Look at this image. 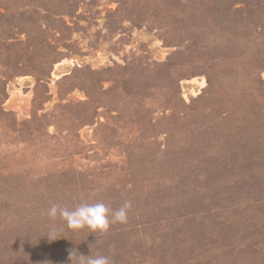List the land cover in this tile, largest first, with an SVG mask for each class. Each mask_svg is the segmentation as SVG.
<instances>
[{
  "label": "rangeland",
  "instance_id": "obj_1",
  "mask_svg": "<svg viewBox=\"0 0 264 264\" xmlns=\"http://www.w3.org/2000/svg\"><path fill=\"white\" fill-rule=\"evenodd\" d=\"M49 1L2 0L16 11L13 12L16 17L27 10V24L14 22L20 26L12 25V29L0 32V92L6 89L3 105L6 116L0 119V168L16 166L22 172H31L35 175L33 186L40 184L38 177L41 182L53 179L57 192H61L58 183L67 179L69 173L82 176L88 185L92 181L99 185H138L133 175L125 179L119 176L128 166L125 143L129 132L134 139L144 135L156 154L134 156L133 153L132 159H142L147 165L151 160L170 155L186 163L191 181L204 183L196 188L206 192L229 189V179L222 180L216 172L206 179L205 172L213 168L206 170L207 163L214 153L238 146L248 134L259 141L262 137L248 124L256 126L254 104L258 103L260 108L264 105L259 98V82L264 90V70L255 74L248 65V51L243 42L245 32L239 33L236 29L223 34L219 31V43L214 39L213 43L201 42L202 38L197 40L201 32L195 34L190 27L192 10L201 8L203 1L207 5L208 0H195L197 4H192V0H64L66 11L51 10V24L42 23L38 27L39 23L35 22L39 15L35 11H45L41 7L51 9ZM242 1L212 0L209 9L215 10L229 2H236L235 8L243 7ZM187 3L194 8L186 10ZM257 7L264 10V0H258ZM172 9L179 15L166 17V11L172 13ZM161 11L164 12L160 14ZM181 11L189 18L182 17ZM14 16L11 14L2 20L10 23ZM205 32L201 37L209 36ZM11 44L17 47L9 53ZM51 56L58 57V61L47 62ZM39 75L44 79L40 83ZM70 76L73 79H63ZM214 80L216 94L209 96V83ZM247 84L258 89V93L243 90ZM172 105H178V110L174 112ZM141 109L147 116L134 113ZM35 117L39 126L32 122ZM139 117L141 123L136 121ZM148 119L150 123L143 124ZM221 122L226 124L222 127ZM217 125L221 134L217 129L216 139ZM162 164H153L158 174ZM238 180L244 183L241 176ZM232 186L260 190L259 185ZM35 229L23 231V237L40 235L42 229ZM62 232L58 229V235H64ZM82 232L78 236H88L86 255L93 256L102 255L105 241L114 242L127 236L115 237L113 232L90 234L86 228ZM217 233L210 238H203L204 235L193 238L198 240L196 247L201 250L202 246L210 247L207 242L213 241V247L203 257L196 251V258L192 260V254H188L189 258L177 255L172 260V253L168 252L173 248L178 250L177 254L191 250L188 246L178 249L181 246L178 238L176 243L165 244L154 254V259L147 257V260L149 264L178 261L180 264H220L221 251L216 242L221 234ZM64 242L63 237L47 242L50 249L46 253L62 256ZM190 246L193 247L191 243ZM26 254L23 251L19 257L13 253L5 255L0 264H28ZM121 255L120 260L125 262L131 253L122 250ZM252 261L264 264V257L258 256Z\"/></svg>",
  "mask_w": 264,
  "mask_h": 264
},
{
  "label": "trees",
  "instance_id": "obj_2",
  "mask_svg": "<svg viewBox=\"0 0 264 264\" xmlns=\"http://www.w3.org/2000/svg\"><path fill=\"white\" fill-rule=\"evenodd\" d=\"M208 1L207 5L203 1L200 3L201 8L192 10L194 17L191 20L190 27L195 34L197 32L202 34L195 35L196 38L198 37L197 40L202 38L201 42L207 40V42L213 43L214 39L219 43L217 39L219 31H222L223 34L232 33L236 29H239V33L245 32V41L243 42L246 51H248V54H246L248 55L246 58L247 63L252 66L253 73L260 74L264 70V10L257 7L258 0H243L244 6L238 8L234 7L236 2H229L216 7L215 10L209 9L212 0ZM191 3L197 4L195 0H192ZM191 3H187L186 10L190 7L194 8ZM48 4L51 9L41 7L45 11H35L39 15L35 22L39 23L38 27L42 23L47 25L53 21V18L50 19L52 17L50 16L51 10L54 11L60 8L64 12L66 11L64 0H50ZM252 6L255 8L253 9ZM13 12L16 11L8 8L0 0V32L8 31L14 26L27 24V10L19 12L17 17L14 16ZM163 12L161 11L160 14ZM169 12L166 11V17L168 18L173 17L174 14L179 15L173 9L172 13ZM181 13L183 14L182 17L189 18V16L184 15L183 11ZM11 14L16 19L11 18V21L8 19L10 23L2 20L6 17L10 18ZM14 22H19L20 25H16L17 23ZM2 23L7 24L3 25ZM258 26H261V31L258 30ZM205 30L209 32V36L203 38L201 36L206 34ZM247 31L250 32L247 33ZM232 46L236 47L237 45ZM16 47L15 44H11L9 53H12V50H15ZM58 59V57L51 56L47 59V62L54 64ZM63 79H73V77H64ZM43 80L40 75L37 77L38 83ZM216 83L215 80L210 81L207 95L216 94ZM259 84V98L264 102V90L261 82ZM243 90L249 94L258 93V89L250 88L249 85L245 86ZM5 98L6 89L0 92V119L6 116V111L3 108ZM256 98L255 96L254 99L256 100ZM254 105L257 107L256 126L253 127L250 123L248 127L261 133L260 141L256 140L253 134H248L243 139L245 141L239 142L238 146H231L229 149L219 152V154L214 153L211 161L205 167L206 170L213 167L205 172L206 179L211 178L213 172H216L224 181L229 179L231 186L225 191L217 189L206 192L202 188H196L204 183L199 182L196 184L195 181H191L186 163H182L177 159L174 160L170 155L164 156L165 159L151 160L147 165L144 164L142 159H132L131 154L133 153L135 156L137 154L142 155V153L148 154V152L154 153V151L150 143L145 140L144 135L134 139L129 132L125 143L128 166L122 170V175L119 173V176L122 177L121 179H125L133 175L134 183L138 185H101V183L99 185L96 181H92V185H88L86 179H81L82 176L69 173L67 179L65 178L58 183L61 192H57L54 186L56 182H53V179L41 182V178L38 177L36 180L40 184L33 186L32 178L35 175L31 172H22L16 166L9 169V167H3V165L0 168V259L12 253L19 257L20 252L25 251L27 253L25 263L28 264H71L69 251L76 249L79 253L86 255L85 239L88 236H78L79 231L83 233L82 230L73 231L68 229L64 223L59 224V222H63L59 218L55 221L51 220L46 215L51 204L56 203L73 208L83 200L88 202L103 201L111 208L116 209L127 200L131 201L132 204L127 223H117L111 226L107 232V234L113 232L115 237L126 234L127 239L121 240L120 238L113 242L92 235L105 241L102 244V255L109 256L113 264H149L147 257L154 259V254L159 252L165 244H169V241L176 243L178 238L181 239V246L178 249L188 246V249L191 250H179L180 253L177 254L178 250L173 248L171 252H168L172 253V258H174L172 260H175L177 255L180 258H186L188 254L193 255L192 260L196 258V251H198V255L203 257L204 252L213 247V241L207 242V245H211L210 247L203 248L202 246L201 250L196 247L198 240L194 241L193 238L199 235H204L203 238H210L214 234L218 235L217 232L221 234L219 241L216 242L217 248L221 251L220 264H245V262L255 264L252 261L253 259L258 256L264 257V105L261 108L258 107V103ZM187 107L190 108L188 105ZM172 109H174V112L177 111L178 105L173 106ZM134 113L143 114L144 109L134 110ZM144 115L147 116L145 113ZM141 117L136 121L141 123ZM35 118L32 122L37 125V117ZM148 123H150L149 119L147 122H143L145 125ZM225 124L221 122L222 127ZM219 128L220 125H217L214 131L216 139L218 137L217 129L221 134ZM202 137L204 138L205 135H202ZM222 140H224L223 135ZM166 153H170L169 148ZM151 163H163L159 174L156 170L157 167ZM215 168L217 169L215 170ZM153 171L155 173L150 175V172ZM240 176L244 183L238 180ZM94 182L95 184H93ZM232 185H259L260 190L258 191L262 194L256 195L255 193L258 192L256 188L250 191L245 190L244 187L240 189V187H233ZM195 189H197L196 193ZM230 189L232 192L229 191ZM136 219L138 222L135 221ZM34 227L42 229L40 235L32 237L33 235L29 234L23 237V231ZM53 227L61 229L64 234L62 236H64V247L66 248L62 256L46 253V250L50 249L47 245L49 240L46 235ZM122 230H125V232H122ZM190 243L193 247L190 246ZM122 250L131 253L130 258L125 262L120 260ZM223 250L225 251L222 252ZM225 257L226 261L223 260ZM10 264H13V262ZM176 264H180L179 261Z\"/></svg>",
  "mask_w": 264,
  "mask_h": 264
},
{
  "label": "clouds",
  "instance_id": "obj_3",
  "mask_svg": "<svg viewBox=\"0 0 264 264\" xmlns=\"http://www.w3.org/2000/svg\"><path fill=\"white\" fill-rule=\"evenodd\" d=\"M131 207V201L127 200L116 209L111 208L103 201L88 202L83 200L73 208L53 203L47 209L46 215L53 221L59 218L68 229L73 231L86 228L90 233L99 232L105 234L110 230L111 226L117 223H127ZM46 236L49 242L64 237L58 235V229L55 227L51 228ZM69 260L71 264H113L109 256H86L79 253L76 249L69 251Z\"/></svg>",
  "mask_w": 264,
  "mask_h": 264
}]
</instances>
